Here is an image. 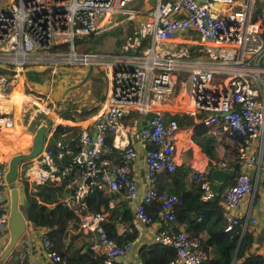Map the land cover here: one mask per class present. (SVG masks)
I'll return each instance as SVG.
<instances>
[{"label": "built area", "instance_id": "1", "mask_svg": "<svg viewBox=\"0 0 264 264\" xmlns=\"http://www.w3.org/2000/svg\"><path fill=\"white\" fill-rule=\"evenodd\" d=\"M6 2L0 1V133L14 131L15 125L22 123V114L33 105L32 114L41 111L42 115H54V120L57 117L42 94L31 93L33 99L24 100L20 114L14 115L11 91L17 75L25 81L27 69L47 68L53 77L62 70L92 65L105 78V100L92 116L91 125L82 127L73 163L64 166V170L76 168L73 190L65 201L78 217L79 228L91 234L89 248L99 257L95 264H130L124 260L130 240L118 241L108 235L105 215L101 210H88L84 203L87 192L97 184L113 192L122 191L128 198L137 195L132 163L138 152L123 124L130 109L147 115L139 136L153 145L143 155L148 185L132 211V222L152 223L154 216L147 207L153 204L161 221L155 240L175 248L171 264H202L208 255L200 248V236L174 226L178 195L164 194L156 187L160 172L176 169L179 124L155 105L174 93L175 70L192 63L188 111L204 123L220 122L228 138L238 140V170L223 190L220 204L224 230L240 224L235 210L253 188L248 168L257 166V181L264 188V37L260 20L252 19L256 0H153L141 12L145 13L142 20L137 18L142 7L138 0ZM215 3L224 6L213 10ZM114 27L124 31L117 51L83 48L76 41L83 37L87 42ZM177 35H188L189 39L176 47ZM190 45L198 52L194 58L189 56ZM50 92L51 87L45 92L46 98ZM5 99L11 101V107L3 102ZM56 145L67 143L58 141ZM115 152L119 154L116 163L102 156ZM219 164L226 168V161ZM6 170V162L0 160V240L8 233L10 213ZM191 170L208 189L209 166H192ZM18 177L29 185L59 178L47 141L38 155L20 162ZM122 229L131 231L130 226ZM35 254L56 264H74L67 251L54 247L47 231L41 234ZM26 256V252L20 254L15 264L36 263Z\"/></svg>", "mask_w": 264, "mask_h": 264}, {"label": "trees", "instance_id": "2", "mask_svg": "<svg viewBox=\"0 0 264 264\" xmlns=\"http://www.w3.org/2000/svg\"><path fill=\"white\" fill-rule=\"evenodd\" d=\"M256 2L252 19L260 20L262 27V35L264 37V1ZM91 40V38L89 39ZM78 43H83L86 40L83 37H77ZM198 52L190 45L189 56ZM60 72V73H59ZM55 76V83L60 82L68 71H59ZM54 83V84H55ZM49 69H33L29 68L25 72V92L38 94V90H48L50 87ZM103 98V95L101 96ZM72 107L58 110L61 118H85L98 109L97 106L90 109L78 108L74 104ZM171 116L175 117L179 125L186 124L191 120L193 124L192 139L210 158L214 159V132H219L223 136L227 133L221 128L220 122L204 123L203 121H195L191 115H186L184 112H175ZM62 126V129L54 128L50 131L47 145L52 148L54 161L57 164L58 179L47 180L43 183L33 182L30 185L24 182L26 204L24 207L26 218L35 226L43 225L48 227L47 234L54 243L58 251H67L69 259L74 264H95L98 256L88 247L84 252H80L82 245L73 246L71 237L68 242H65L59 232L67 228L74 229L79 227V219L72 209L67 205L65 199L72 192L73 179L76 168L75 165L70 170H64V166L73 163V159L78 150V139L81 134L80 130L72 129L71 126ZM228 137V136H227ZM111 136L108 137V140ZM235 144H238L237 139H232ZM240 140V139H239ZM66 142L67 145L57 146L56 142ZM153 145H149V148ZM116 153V152H115ZM234 160L229 165L234 173L238 170L237 164V145L234 148ZM103 158L109 157V153H104ZM225 160V159H223ZM221 161V160H220ZM64 170V171H63ZM234 176V174H233ZM233 176L231 178H233ZM194 182L189 189H181L175 192L179 199L174 204V226L179 230H184L190 234L199 235L201 239L200 248L207 253V258L202 264H261L264 262V255L256 252L246 253L253 241V235L247 228L243 229V217L240 218V224L235 225L230 230H224L225 221L222 216L220 204L221 192L231 183L224 185H212L209 183L208 188L214 191L211 195L203 198L206 194V189L202 187V181L196 176ZM232 181V180H231ZM99 183V182H98ZM116 196V192L110 191L106 185L97 184L84 197V203L88 210H101L105 215L104 228L108 235L115 237L118 241L131 240L136 236V230L126 231L125 235L117 234L116 220L114 215V206L112 199ZM148 208V207H147ZM124 209L119 210V213H124ZM221 211L222 225L217 230H208L206 227L208 221L218 212ZM189 212L193 213L192 219L189 217ZM127 225L132 223V214L125 216ZM186 220L188 225L182 226ZM82 231V230H81ZM205 232L202 236L200 232ZM83 232V231H82ZM241 242L239 244V240ZM85 244H89L85 240ZM239 245V246H238ZM238 247L237 256L234 259L236 249ZM139 256L142 264H171L175 257V248L171 245L161 242H153L143 244L139 248ZM240 259V260H239Z\"/></svg>", "mask_w": 264, "mask_h": 264}, {"label": "crops", "instance_id": "3", "mask_svg": "<svg viewBox=\"0 0 264 264\" xmlns=\"http://www.w3.org/2000/svg\"><path fill=\"white\" fill-rule=\"evenodd\" d=\"M138 1H140L142 4V7L140 9L141 11L138 14V17L142 20L145 18V13H141V12L146 10V8L152 4L153 0H138ZM188 39H189L188 35H177L176 37H174V40H175L174 45L176 47H180L184 45L185 41H187ZM120 42H118L117 45H115L116 47L113 50L107 49V50H101V51H117L119 48ZM85 43L86 42H84V44ZM86 47L91 48L90 46H86ZM215 66H218V65H215ZM185 67L186 68L184 69H176L174 73L175 77H176V74L179 73L180 71L188 72L192 68V63L189 64L188 62H186ZM86 69L87 68H84V71ZM261 78L264 81V70L261 73ZM191 80H188L189 84L191 83ZM50 81L54 82L55 77L50 76ZM23 86L24 85L22 82V89H23ZM101 89H103V98H100V100L97 101L99 102V104H95L91 107H82V108L90 109L92 107L97 106L99 109V107L102 105V103L105 100L107 84L105 87L102 86ZM190 90H191V84H190ZM190 90L188 91L187 94H185L186 92L185 89L181 87L171 94L170 99L166 101L164 100L161 102H157L155 107L160 108L162 112L164 113L165 117H170L175 112H179V113L184 112L186 115H191L195 121H199L197 116H195L193 113L188 111ZM181 92H184V96L181 101V106H182L181 109L184 108V105L186 106L184 111H180L176 105V101L179 100L178 96H180L179 94ZM51 94L54 96L53 90H51ZM59 98H60V93H59ZM29 109L30 108H28V110L25 111V113H23L22 115L24 117V115L28 116V113H30L32 117H29L25 121V123L22 122L19 124V125L22 124L23 128L20 130L17 137H20L22 132L28 133L29 135L26 136V139L20 140L22 147H19V149H17L16 151H12L11 155L15 153L24 152L27 147H30V143L32 140V133H30L29 129L32 128L33 123L35 122L34 118L40 119V121L36 125V127H38L40 123L46 120V118L52 116V115H42V114H41L42 116H38L36 115V112L32 114V111ZM51 110L54 111L53 109ZM97 111L85 118H80V119L78 118L64 119L58 116L57 114L56 118L59 119L60 121L53 120L55 124H53V127L51 128V130L54 128L62 129V126L60 125H64V126H71L72 129L81 131L82 127L86 125L88 126L91 125L90 124L91 118L94 114L97 113ZM146 116H147L146 114H143L142 112L138 110L130 109L125 114L124 119H123V124L127 129L128 139L134 144L138 152L136 158L133 160V163H132V171H133V175L137 182L138 191H137V195L132 198H128L122 191H118L116 192V196L112 199V205L114 206V209H113L114 215H116L117 217L115 227H116V232L118 235L119 234L125 235L126 231H129V230L122 229L123 227L130 226V225H127L125 216L132 214V211L135 208L136 203L140 200L141 192L148 185V181L145 176V164H144L143 155H144L145 150L149 148V145H152V144L148 142H143L139 136V131L142 125L144 124ZM73 122H75V124L71 125L70 123H73ZM49 125H50V122L48 121V128H49ZM51 130L47 131V133L50 132ZM192 130H193V124L191 120L188 121L186 124L179 125L178 132L176 133V161H177L176 169L172 172H167V171L160 172L159 177L156 181V187L159 189L160 192L164 194L175 193V192L181 191V189H185V190L189 189L192 183L194 182L193 180L195 178L194 176H196L195 171L191 170L192 166L197 167V168H204L206 166H209L210 174L208 175V180H209V183H211L213 186L217 184L227 185L232 180L231 177L233 176L234 171L232 172L231 166L229 165L228 167L226 166V168H221L219 162L220 160H223V159H225L224 161H226L227 164H228V161L229 163L232 162L234 160V155H233L234 148L236 147L237 144H235V142L232 139L228 138L227 136L225 137L221 135V133L219 132H214L213 151H214L215 156H214V159H212L200 148V146L196 142H194V140L191 137ZM15 133H16V129H14V131L12 132L10 131L6 132V135L10 137L8 139H5V138L1 139L0 144H2L3 146L7 145V147L12 148L15 145V143H14V138H12L11 136H14ZM47 140L48 138L46 139L45 137L44 143ZM253 144L255 143L252 142L251 145ZM6 151H9V148L6 149ZM118 157H119V154L115 153V154H110V156L106 157L105 159H107L111 163H116L118 161ZM220 169L222 170L225 169L226 171L229 172L228 177L225 180L224 179L222 180V178L220 177V173H221V171H219ZM247 170L252 177L253 188L251 192L240 202L235 212L240 217H243V222L246 224L247 230L250 231L253 235V241L251 245L249 246V248L246 250V253L256 252V253H260L264 255V188L259 183V181H257V174H258L257 166L248 168ZM17 179L20 180V182L24 183V181H22L20 177H18ZM213 192L214 191L212 190V188L206 189V194H204L203 198H206L208 195H211ZM221 195H222V192H221ZM122 208H125L124 213H119V210H121ZM148 210L154 216V220L152 223L150 224H142V223L134 224L133 222L131 223L132 224L131 231L132 229H135L136 236L130 240L131 248L128 254L124 257V260L130 264H142V261L139 256L140 246L143 244H150L156 241L155 234L159 226L161 225V221L159 217L155 214V209L153 207V204L148 205ZM188 214H189L190 219H192L193 213L189 212ZM26 222H27V226H26V229L23 235L20 237V239L15 244L12 252L0 264H15L18 260L19 255L24 252L27 253L26 258L28 259L34 258L36 260L35 264H56L46 259L45 257H43L41 254H38V255L35 254L37 245L40 242L41 234L44 231L45 232L48 231L49 230L48 227L43 226V225L34 226L27 218H26ZM30 224L33 226L31 227ZM186 225L187 223L185 220L183 221L182 226H186ZM221 225H222L221 211H218L208 221L206 232L208 230H217L218 228L221 227ZM59 234L60 236H62L65 242H68V240L71 237H74L72 241L73 246H79L83 244V246L80 249V252H84L85 250H87L91 243V234L82 232L79 227L74 228V229H69V232H67V228H64L62 229L61 232H59ZM200 234L202 236H205L204 231L200 232ZM85 240L89 241L88 245L85 244ZM28 248L31 250H28ZM34 248L35 250L32 252V249ZM237 251H238V247L236 249L233 261L235 260L237 256ZM261 264H264V262H262Z\"/></svg>", "mask_w": 264, "mask_h": 264}, {"label": "rangeland", "instance_id": "4", "mask_svg": "<svg viewBox=\"0 0 264 264\" xmlns=\"http://www.w3.org/2000/svg\"><path fill=\"white\" fill-rule=\"evenodd\" d=\"M0 1L3 2V3L4 2L7 3L6 1H8V0H0ZM260 1H264V0H260ZM256 2H259V1L256 0ZM137 18H139V17L137 16ZM123 33H124L123 28H117V27H114L112 29L110 28V29H108L107 31L103 32L100 35L92 36L91 40L87 39V42L85 44L83 43L84 45L81 44L80 46H82L83 48H85L86 46H90L91 48L97 49V50H107V49L113 50L116 47L115 45H117V43L122 40ZM196 56H197V54L191 55L192 58H194ZM261 64L263 65L261 68H262V70H264V60L261 62ZM71 69H69L70 71L67 70L68 72L61 79L60 82H56V83L55 82H51L49 84L50 87H51V90L56 92V93L54 92V96L50 92L49 96L46 98V93L45 92L48 91V90H38L37 91L38 94H42L41 97H42L43 101L45 99H47L48 107L50 109H53L54 112H56L57 114H58L57 111L60 110L61 108L65 109V108L72 107L71 104H74L78 108L91 107V106H93L95 104H99V102H97V101H99L101 96L103 95V89H101V87L102 86L103 87L106 86L105 78L100 73H98L97 71H93L91 73L90 77L88 78V80L83 85H81L80 87H78L76 89H73V90L69 91L66 94L65 101H64V103H62L61 99L58 97V95L61 92L62 88L65 85H69L71 83L79 81L83 77V71H84L83 67H81V68L77 67L76 69H74V67H72ZM59 73H57L56 75H58ZM56 75H54V76H56ZM176 80H177V82H176L177 84H175L174 89L176 88V90H178L179 88L183 87L185 89V91H186L185 94H187L188 91L190 90V84H189L188 80H191V71L190 72L186 71V72L177 73L176 74ZM24 82L25 81L23 80V85L26 88L27 85H25ZM20 83H21V85H20ZM20 83L17 84V86H15L13 93L14 94L15 93H24L26 96L23 94L24 95V99L23 100H26L29 97H30V99H33V95H31L29 93H26L25 92L26 90H25L24 87L22 89V77H21V82ZM176 90H174V91H176ZM43 93H45V94H43ZM28 95H30V96H28ZM179 95H180V96H178L179 100L176 101V105H177V107H178V109L180 111H184V109L186 107L185 105H184V108L181 109V107H182L181 106V101H182V98L184 96V92H181ZM19 97H21V96L19 95ZM188 106H190L189 103H188ZM35 107H36L35 105L30 106L29 110L32 111L33 108H35ZM36 115L42 116L41 115V111H37ZM28 116H29V113H28ZM28 116H25V115H24V117L22 116V122L23 123H25V121L28 119ZM58 116H59V114H58ZM54 117L55 116L53 115L51 117L46 118L45 121H50V125H49V128L47 129V131L51 130V128L53 127V124H55L54 121H60L57 118L54 120ZM76 118H78V117H76ZM34 120H35V122L33 123L32 128L29 129L30 133H32V137H33L34 132H35V130L37 128L36 125L38 124L40 119L39 118H34ZM22 128H23L22 124L20 125V127H19V124H17L15 126L16 133H19ZM31 145H32V140H31V143H30V147H27L24 152H27L31 148ZM6 149H8L7 145L3 146L2 144H0V160L5 161L6 165H8V160L12 156L11 152L12 151H16L17 149H19V147L18 146L13 147V148L9 149V151H6ZM18 182H20V180L17 179V183ZM22 211L25 214L24 206L22 207ZM8 239H9V231H8V233L4 234L3 237L0 240V252L4 248V246L7 243Z\"/></svg>", "mask_w": 264, "mask_h": 264}, {"label": "water", "instance_id": "5", "mask_svg": "<svg viewBox=\"0 0 264 264\" xmlns=\"http://www.w3.org/2000/svg\"><path fill=\"white\" fill-rule=\"evenodd\" d=\"M223 6L224 5L222 4L215 3L212 9H222ZM92 72L93 66L89 65L87 69L83 71V77L79 81L71 83L69 85H65L60 93L62 102L65 101L66 94L69 91L83 85L88 80ZM3 102L8 104L10 107L12 105L11 101L7 99L3 100ZM47 128L48 121L42 122L34 132L31 148L27 152L13 154L8 160L5 179L8 183L10 194V213L8 218L9 239L0 252V263H2L12 252L15 244L23 235L27 226L26 216L22 211V207L26 204L25 186L23 182L17 183L18 166L23 160L31 159L39 154V152L43 148L45 137L47 136ZM219 171H221L220 177L222 178V180H225L228 177L229 172L225 169H220ZM245 228L246 225H244V229ZM240 242L241 238L239 244Z\"/></svg>", "mask_w": 264, "mask_h": 264}, {"label": "bare ground", "instance_id": "6", "mask_svg": "<svg viewBox=\"0 0 264 264\" xmlns=\"http://www.w3.org/2000/svg\"><path fill=\"white\" fill-rule=\"evenodd\" d=\"M21 82V76L20 75H17V77H16V79H15V81H14V84H13V88H12V91H11V99H12V101H13V109H14V115H16V114H20V112H21V107H22V103L24 102V93H13L14 92V88H15V86H17V84H19ZM20 85H21V83H20ZM24 94V95H23ZM19 95L21 96V97H19ZM26 96V95H25ZM27 100H31L30 99V97H29V99H27ZM16 126V125H15ZM19 127H20V125H19ZM15 129V128H14ZM17 135H18V133H15L14 134V136H11L12 138H14V143H15V145L13 146V147H16V146H18V147H22L21 146V143H20V140H24V139H26V136L27 135H29L28 133H24V132H22L21 133V136L20 137H18L17 138ZM10 137V136H9ZM8 137V135H6V133H0V140L1 139H8L9 138ZM12 147V148H13ZM9 149H11V147H8Z\"/></svg>", "mask_w": 264, "mask_h": 264}, {"label": "flooded vegetation", "instance_id": "7", "mask_svg": "<svg viewBox=\"0 0 264 264\" xmlns=\"http://www.w3.org/2000/svg\"><path fill=\"white\" fill-rule=\"evenodd\" d=\"M63 89V88H62ZM62 91V90H61ZM61 93V92H60ZM58 97H59V95H58Z\"/></svg>", "mask_w": 264, "mask_h": 264}, {"label": "clouds", "instance_id": "8", "mask_svg": "<svg viewBox=\"0 0 264 264\" xmlns=\"http://www.w3.org/2000/svg\"><path fill=\"white\" fill-rule=\"evenodd\" d=\"M244 229V228H243ZM9 231V230H8Z\"/></svg>", "mask_w": 264, "mask_h": 264}]
</instances>
